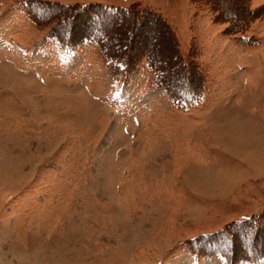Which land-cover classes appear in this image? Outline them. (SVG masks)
I'll use <instances>...</instances> for the list:
<instances>
[{
    "label": "rangeland",
    "instance_id": "rangeland-1",
    "mask_svg": "<svg viewBox=\"0 0 264 264\" xmlns=\"http://www.w3.org/2000/svg\"><path fill=\"white\" fill-rule=\"evenodd\" d=\"M0 264H264V0H0Z\"/></svg>",
    "mask_w": 264,
    "mask_h": 264
},
{
    "label": "trees",
    "instance_id": "trees-1",
    "mask_svg": "<svg viewBox=\"0 0 264 264\" xmlns=\"http://www.w3.org/2000/svg\"><path fill=\"white\" fill-rule=\"evenodd\" d=\"M49 5V4H48ZM149 62H150V64H151V66L153 67L155 64H156V61H155V59H152V58H150L149 59ZM155 68V67H154ZM157 69V68H156ZM158 76H162V74L160 73ZM172 96H174V94L172 95Z\"/></svg>",
    "mask_w": 264,
    "mask_h": 264
}]
</instances>
